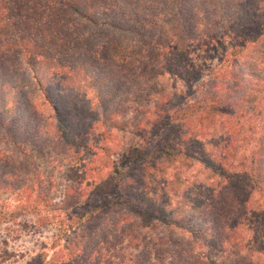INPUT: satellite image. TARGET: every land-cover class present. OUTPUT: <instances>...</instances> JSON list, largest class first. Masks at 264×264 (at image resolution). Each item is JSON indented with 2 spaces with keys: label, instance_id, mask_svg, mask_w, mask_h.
Instances as JSON below:
<instances>
[{
  "label": "trees",
  "instance_id": "obj_1",
  "mask_svg": "<svg viewBox=\"0 0 264 264\" xmlns=\"http://www.w3.org/2000/svg\"><path fill=\"white\" fill-rule=\"evenodd\" d=\"M221 36L234 41L207 64ZM152 55L154 77L184 84L181 100L176 92L150 99L149 119L121 154L119 167L136 173L107 164L102 147L105 158L85 175L72 158L82 149L76 135L110 121L120 109L112 103L147 92L141 71ZM88 80L95 103L82 91ZM36 99L46 105L40 117ZM19 134L72 153L57 200L0 148V189L35 214V229L50 224L57 242L85 221L55 264H264V0H0V139L19 150L29 141ZM147 162L159 165L149 183ZM195 163L207 183L177 192L176 175L149 188L165 167ZM89 200L88 214L78 212Z\"/></svg>",
  "mask_w": 264,
  "mask_h": 264
},
{
  "label": "rangeland",
  "instance_id": "obj_2",
  "mask_svg": "<svg viewBox=\"0 0 264 264\" xmlns=\"http://www.w3.org/2000/svg\"><path fill=\"white\" fill-rule=\"evenodd\" d=\"M232 41H234V38L230 39L229 36H221L220 39H218L213 44L211 51L206 54V56L209 57V62H207V64L211 63V65H214L217 59L222 56L229 48V45L233 43ZM121 51V47L112 48V53L115 55H121ZM152 57H149V59L146 61V69L141 71L144 73V81H149L144 88L147 92H140L138 93V96L136 94L134 100H132L130 104H126L124 106L122 103H116L117 106L115 103H112L115 106L110 104L112 105V108H120L117 110L119 112L111 117L110 121L106 122L107 119L100 118V124H95L93 129L90 131L92 134L86 138L83 136V132L76 135L77 144L75 145L74 149L76 150V147L79 146H81L82 149H80L79 156L77 155L75 157L73 154L72 158L76 159L78 165L83 166V168L86 170L85 175H87L95 165H99L100 161L105 158L103 157L104 155H102V153H104L102 147H104V149L107 151V157L105 158L107 159L106 163L110 165V162H114L117 169H120L119 172L122 174L123 172L128 173L133 168L132 166H130L131 169H121L119 167L120 162L123 161L121 158L122 151L125 149V145L137 141V137L135 136V125L144 115L149 112L148 105L150 104L151 100L154 99V97H157L155 93L169 94L176 92L179 100H181V91L183 89L182 86L184 85L182 81L171 78L167 75L160 77L158 76L157 78L156 76L154 77L156 68L158 69V66L154 67V55H152ZM90 81L91 80H88V83L84 84L85 90L83 88L82 91H85L86 97L95 103L93 90L94 85L90 83ZM147 93L150 95L148 96ZM189 94L190 90L187 89L186 95ZM28 96L30 97L31 95L28 94ZM34 96L36 98H40L39 94L32 95V97ZM170 98L173 100V103L179 101L175 96H170ZM34 106L37 108V114L39 117L40 115L43 116L42 114L46 109V105L42 106L41 100L36 99ZM109 107L106 108L108 111ZM146 118L149 119V115H146ZM144 121L145 119L140 121L142 122L141 125L144 123ZM111 125H113L112 128ZM121 125L124 127L120 128L122 127ZM96 134L99 136H95ZM25 136L26 135L19 134L18 137L19 139L23 140L27 138ZM208 139L209 138H206V141H208ZM25 140L29 139L27 138ZM1 146L5 151H7L9 155L14 154L15 156L21 158L20 163H27L28 167L31 168L30 175L34 174V177H38L43 182H49V184L42 183V185L44 189L51 187L50 195L52 198L55 197L57 200L61 198L64 191V185L67 184L64 175L66 173V169L69 167V162L72 160V153L66 152L59 147L56 148L57 151H52V147L49 148V145H44L42 141H39V143H35L31 140H29L27 143L23 142L20 148H18L19 150H16L13 148V145L9 142V140L7 141V138H1L0 148ZM210 147L211 145L207 146L205 149L209 150L208 148ZM207 150L205 154L209 155V151ZM71 152H73V150ZM23 154H25V157L22 158ZM105 169L108 170V167ZM143 169H145L143 170L145 173V182L149 183L151 182L152 178L155 177V174H157L159 165L157 164L150 168L149 162H147V165ZM137 171L138 169H136V172ZM132 172L136 173L134 170ZM176 175L181 179L177 192H179L181 188H189V186L194 187L197 184H201L202 182L207 183L209 181L206 179L208 172L201 164L195 163L191 167H182L180 169H175L173 166H168L165 167L162 175H159L158 173L157 178H155V180H157L153 186L149 185V188L153 189L156 185L159 187V182L162 180H171ZM34 177L28 176L31 181H35ZM3 188L0 189V213L5 211L7 214H11V217L9 219H1L0 249H7V252L10 254V256L5 260L0 258V264H55L57 260L61 259V256L58 255L59 253H57L60 248L62 249L61 254H63V258L65 259L67 244L71 243L72 249L73 245L79 243L77 240L79 239L80 231L83 229V223H85V221L79 225H75L72 229L67 230L65 233H63L60 240L54 242V237L52 234L56 233L55 227L51 226L50 224H46L35 229V225H33L35 214L21 212L18 200L15 198V195ZM168 195L170 196L172 193H169ZM180 195L182 197L184 194L180 192ZM85 203L86 204H84L83 207L78 210V212L81 210L83 212L84 209H87V211L84 213L88 214V211L91 210V207L95 205L94 203H91L90 200ZM100 208L102 209L103 206ZM184 209H186V207H184ZM92 220L86 222L90 223ZM129 251L130 250L124 252V257L127 259L129 258ZM102 253L104 252L102 251ZM107 255L108 253H106L105 256ZM111 262H113V264H117L116 259L115 262L114 260ZM125 264L127 263L125 262Z\"/></svg>",
  "mask_w": 264,
  "mask_h": 264
}]
</instances>
